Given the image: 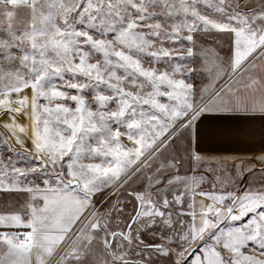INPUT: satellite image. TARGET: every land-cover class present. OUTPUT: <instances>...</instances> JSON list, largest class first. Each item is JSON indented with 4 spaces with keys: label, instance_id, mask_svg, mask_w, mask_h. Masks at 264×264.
Instances as JSON below:
<instances>
[{
    "label": "snow or ice",
    "instance_id": "obj_1",
    "mask_svg": "<svg viewBox=\"0 0 264 264\" xmlns=\"http://www.w3.org/2000/svg\"><path fill=\"white\" fill-rule=\"evenodd\" d=\"M0 264H264V0H0Z\"/></svg>",
    "mask_w": 264,
    "mask_h": 264
},
{
    "label": "crops",
    "instance_id": "obj_2",
    "mask_svg": "<svg viewBox=\"0 0 264 264\" xmlns=\"http://www.w3.org/2000/svg\"><path fill=\"white\" fill-rule=\"evenodd\" d=\"M210 147L217 151L228 152L233 148H235V145L229 143H220V144H213Z\"/></svg>",
    "mask_w": 264,
    "mask_h": 264
},
{
    "label": "rangeland",
    "instance_id": "obj_3",
    "mask_svg": "<svg viewBox=\"0 0 264 264\" xmlns=\"http://www.w3.org/2000/svg\"><path fill=\"white\" fill-rule=\"evenodd\" d=\"M18 166L24 167V166H26V165H25V162H24V161H19V162H18Z\"/></svg>",
    "mask_w": 264,
    "mask_h": 264
}]
</instances>
